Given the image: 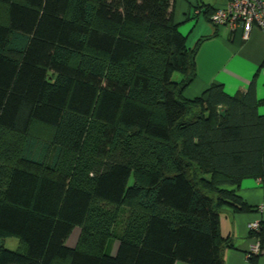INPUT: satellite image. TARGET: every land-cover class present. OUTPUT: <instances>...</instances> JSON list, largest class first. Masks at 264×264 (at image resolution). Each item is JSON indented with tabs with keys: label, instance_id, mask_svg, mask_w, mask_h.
Returning <instances> with one entry per match:
<instances>
[{
	"label": "trees",
	"instance_id": "trees-1",
	"mask_svg": "<svg viewBox=\"0 0 264 264\" xmlns=\"http://www.w3.org/2000/svg\"><path fill=\"white\" fill-rule=\"evenodd\" d=\"M172 2L0 0V240L19 241L0 264H224L220 214L255 211L236 187L264 180V101L184 97L199 44ZM250 236L254 263L264 217Z\"/></svg>",
	"mask_w": 264,
	"mask_h": 264
},
{
	"label": "crops",
	"instance_id": "crops-1",
	"mask_svg": "<svg viewBox=\"0 0 264 264\" xmlns=\"http://www.w3.org/2000/svg\"><path fill=\"white\" fill-rule=\"evenodd\" d=\"M225 4L226 0L172 2L173 21L186 38L187 47L199 44L195 57L196 78L183 95L192 100L201 96L209 86L218 84L227 95L233 96L246 91L253 82L257 101H264V33L253 28L245 38L240 26L234 29L215 27L211 15ZM259 108L258 113L264 115V105ZM236 193L255 211L237 213L230 208H223L219 222L220 234L223 239H230L233 246L224 252V264H264V254L254 263L246 258L247 251L257 240L250 236L248 225L264 217V180L244 179L236 187ZM116 249L114 243L111 255H115Z\"/></svg>",
	"mask_w": 264,
	"mask_h": 264
},
{
	"label": "built area",
	"instance_id": "built-area-1",
	"mask_svg": "<svg viewBox=\"0 0 264 264\" xmlns=\"http://www.w3.org/2000/svg\"><path fill=\"white\" fill-rule=\"evenodd\" d=\"M211 21L217 28L229 27L234 29L240 26L247 38L253 28L259 29L264 33V0H226L222 8H217L211 15ZM261 219L255 220L248 225L251 232L259 229ZM260 243L256 240L246 253V258L259 255Z\"/></svg>",
	"mask_w": 264,
	"mask_h": 264
},
{
	"label": "rangeland",
	"instance_id": "rangeland-1",
	"mask_svg": "<svg viewBox=\"0 0 264 264\" xmlns=\"http://www.w3.org/2000/svg\"><path fill=\"white\" fill-rule=\"evenodd\" d=\"M173 79L178 80L179 75L174 74ZM261 108L262 107H260L259 109L261 110ZM77 234H78V229L73 230V232L71 233V235L69 236V238L67 240V246H69V247L75 246L76 239L78 236ZM73 243H74V245H73ZM0 247L7 249V250H10V251H16L19 248V241L16 238H7L4 240H0Z\"/></svg>",
	"mask_w": 264,
	"mask_h": 264
},
{
	"label": "water",
	"instance_id": "water-1",
	"mask_svg": "<svg viewBox=\"0 0 264 264\" xmlns=\"http://www.w3.org/2000/svg\"><path fill=\"white\" fill-rule=\"evenodd\" d=\"M220 115H221V116H224V113H223L221 110H220Z\"/></svg>",
	"mask_w": 264,
	"mask_h": 264
}]
</instances>
